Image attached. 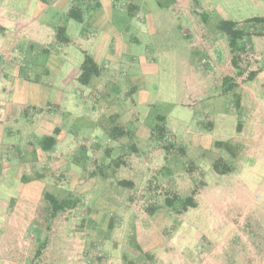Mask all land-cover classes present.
<instances>
[{"label":"rangeland","instance_id":"rangeland-1","mask_svg":"<svg viewBox=\"0 0 264 264\" xmlns=\"http://www.w3.org/2000/svg\"><path fill=\"white\" fill-rule=\"evenodd\" d=\"M111 2L0 0V264H264V0Z\"/></svg>","mask_w":264,"mask_h":264},{"label":"trees","instance_id":"trees-1","mask_svg":"<svg viewBox=\"0 0 264 264\" xmlns=\"http://www.w3.org/2000/svg\"><path fill=\"white\" fill-rule=\"evenodd\" d=\"M130 1H131L130 2L131 9H135L136 7L132 2L133 0H130ZM69 14H70V16L79 20L80 22L83 21V15L77 14L74 9L70 10ZM254 20L259 21V22H264V18H261V17L255 18ZM219 28L227 34V36L229 38V44H230L232 50L235 51L237 46H238V41L241 40L244 36V32L241 29L237 28V23L234 21H223L220 24ZM57 37H58V39H60L63 42H69V38L66 35V28L65 27L59 28L58 33H57ZM234 63H235V60H234ZM100 74H101V68H100L99 64L97 63V61L91 55L85 54V61L81 66V71H80V75L78 77V80L82 84L88 85L91 83V80L93 77H97ZM55 143H56V138L54 135L46 136L42 140L43 149H49ZM190 205H193V206L196 205V202L192 196L186 198L182 202V206L184 208H188V206H190Z\"/></svg>","mask_w":264,"mask_h":264},{"label":"crops","instance_id":"crops-1","mask_svg":"<svg viewBox=\"0 0 264 264\" xmlns=\"http://www.w3.org/2000/svg\"><path fill=\"white\" fill-rule=\"evenodd\" d=\"M102 4H104V3H102ZM110 4H113L112 2H111V0H110ZM68 8V10H69V6L67 7ZM83 9H84V7H83ZM82 9V12H84L86 15H91L92 13H94V16L96 15L95 14V12H93L94 10H90L89 12H85V10H83ZM68 13H70L69 11H68ZM84 13H83V21L85 20L84 18H85V15H84ZM5 20V22H7L8 24H3L2 22H0V31H3L5 28H6V30H5V32L6 33H9V31H10V28H11V20H6V19H4ZM82 21V22H83ZM12 23H18V22H16V21H14V22H12ZM15 25V24H14ZM8 29V30H7ZM45 36V39L47 40V39H52V40H54V37H55V35H54V32H53V30H52V28H49L48 27V31L43 35V37ZM7 81H6V79L5 78H2L1 76H0V86L1 85H3V84H1V83H6ZM5 85V84H4ZM0 111H1V109H0ZM1 113V112H0ZM56 128H59L60 129V132H59V134H62V123H58V124H56V126H54V131H55V129ZM54 134V133H53ZM52 134V131H50L49 132V135H53ZM59 137V135L56 137V142L58 143V138ZM57 143H55L52 147H51V149H55V145L57 144Z\"/></svg>","mask_w":264,"mask_h":264}]
</instances>
